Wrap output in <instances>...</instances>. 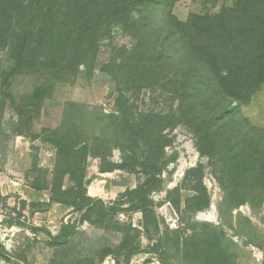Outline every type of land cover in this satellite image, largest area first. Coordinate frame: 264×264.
Wrapping results in <instances>:
<instances>
[{
	"label": "rangeland",
	"instance_id": "obj_1",
	"mask_svg": "<svg viewBox=\"0 0 264 264\" xmlns=\"http://www.w3.org/2000/svg\"><path fill=\"white\" fill-rule=\"evenodd\" d=\"M261 2L263 18L258 24V38H253L255 23L251 22L250 27L246 14H241L245 4L240 0H174L164 17L155 4L147 10H136L125 22L112 24L102 37L98 66L113 57L120 62L124 53L133 59L150 52L153 56L163 54L159 61L172 69L163 75L165 81L156 77L153 85L140 92L125 90L124 85L99 68L93 77L87 76L86 65L81 63L75 77L48 87L51 97L37 116L31 97L38 87L50 83L44 82L41 75L29 73L12 80L9 91L20 113L6 98L0 121V264H58L75 259L82 264H114L113 257L102 259V253L129 244L141 251L126 263L122 256L124 264H264V164H260L259 171L263 182L242 184L234 181L232 174L243 173L244 169L233 172L224 167L227 163L222 156L202 157L183 114L189 109L185 96L190 90L181 84L196 61L187 58L189 51L217 47L222 51L213 52L219 53V64H225L224 45L199 33L200 27L193 18L221 16L231 27L228 44L234 42L251 55L254 49L264 47V0ZM178 22L187 26L178 29ZM165 23L175 25L178 36L166 37L169 30ZM0 59L4 66H12L6 49H0ZM241 97L242 102L233 101L232 106L240 108L242 116L264 133V83L253 88L245 86ZM120 100L133 108L126 110ZM68 103L82 106L84 125L86 129L90 127L87 137L92 153L86 188L90 197L101 202L89 214L61 204L47 206L50 191L32 189L40 176L37 168L46 171L50 178L53 175L57 151L47 140L62 124L58 106ZM96 108L102 110L104 119L92 129L87 121ZM127 114L135 121L147 114L161 117L155 133L166 135L171 144L164 149L165 166L159 176L153 177L140 165L118 168L133 155L142 161L145 150L142 142H130L129 124L123 123L130 118ZM28 121L30 124H25ZM20 130L22 135H18ZM95 135L101 140L100 153L93 143ZM248 143L252 141L245 140L242 147L245 149ZM253 144L264 158V136L261 143ZM200 164L204 166L203 183L210 195V206L202 212L180 214L168 201V192L182 183L187 171ZM148 180L156 182L148 186ZM65 185L73 186L68 180ZM139 188L145 191L130 195ZM234 192H244L249 197L243 194L245 200L231 199ZM193 195L192 191H182V208ZM148 200L153 202L158 216V231L154 227L144 229L142 210L148 207L151 211ZM69 224L75 228L72 244L53 246L51 236H60ZM222 252L227 255L226 261L220 259Z\"/></svg>",
	"mask_w": 264,
	"mask_h": 264
},
{
	"label": "trees",
	"instance_id": "obj_2",
	"mask_svg": "<svg viewBox=\"0 0 264 264\" xmlns=\"http://www.w3.org/2000/svg\"><path fill=\"white\" fill-rule=\"evenodd\" d=\"M240 1L245 4V10L241 9V14H246L250 27L253 26L251 22L255 23L253 38H258L257 28L263 18L262 2ZM173 3L174 0H0V49L7 50L8 59L12 62V66H4L0 59V121L6 98L11 99L12 105L16 108L9 88L12 80L22 73L41 75L44 82L50 83L38 87L31 97L37 116L43 109L45 101L51 97V93H47L48 87L50 89L55 83L75 77L79 73L81 63L86 65L87 76L93 77L99 68L101 73L118 81L119 85H124L128 91L136 89L140 92L141 89L153 85L152 81L154 80L153 83L156 81L154 78L164 79L165 74L171 73L172 69L159 61L163 54L153 56L148 52L149 55L128 59V55L124 53L121 54L120 62L113 57L99 66L98 59L103 47L102 37L110 31L112 24L125 22L136 10L143 8L147 10L155 4L160 6L158 12L161 11V16L164 17L167 7L170 8ZM258 12L259 15L256 16ZM193 19H196L195 23L200 27L199 33L210 41L221 42L224 45L225 52L222 57L225 64H219L220 55L213 52L222 51L217 47L202 49L203 52L196 53L189 51L187 58L196 61L189 68L185 76L186 81L181 82L190 90L185 96L189 109L183 112L187 119L186 124L196 136L202 157L214 159L216 156H222L227 163L224 167L227 166L233 172L244 169L243 173L232 174L234 181L242 184L249 181L263 182L260 180L259 171L260 164H264V158L253 142L261 143L264 133L252 126L247 118L242 116L240 108L233 107L232 104L233 101L242 102L241 95L245 86L253 88L264 83V47L261 50L254 49L249 55L238 44L234 42L232 44L231 41L228 44L231 27L221 16H195ZM137 24L134 23V26ZM165 26L169 30L166 37H169L170 34L178 36L176 35L178 29L187 25L178 22V29L170 23H165ZM205 88H208L207 92L202 90ZM123 98L121 96V100ZM121 100L119 103L125 107L127 103L123 104ZM81 107L75 103L58 106L62 124L49 134L47 140L57 151L53 175L50 178L46 171L37 168L40 176L34 180L32 189L50 191L51 198L47 206L61 204L74 207L75 211L79 212L86 210L89 214L101 201L97 202L90 197L86 188L87 164L92 152L90 139L87 137L90 127L86 129L84 125L85 118H82ZM126 107V110L133 108L131 105ZM200 110L202 113H199ZM90 114L87 122L91 123L93 129L98 126L97 123H102L104 115L99 108ZM131 117L130 115L123 123L125 126L129 124L130 142L136 145L142 142L145 146L143 160L139 161L137 156L133 155L118 168L140 165L153 177L159 176L165 166L164 149L171 144L166 135L155 133L162 119L159 115L147 114L136 122ZM25 124L29 125L30 121ZM22 134L23 131L20 130L18 135ZM92 139L96 151L100 153V137L95 135ZM247 139L252 143L245 145L244 149L242 146ZM203 175L204 166L200 164L187 171L182 183L168 192V201L178 213H197L209 208L211 199L203 183ZM67 180L73 186H66ZM155 182L156 180H148L147 185H153ZM142 189L139 188L130 195ZM183 190L194 193L186 199L184 208ZM243 194L244 192H234L229 197L231 199L241 197L245 200ZM244 196L249 197V194L245 193ZM147 204L151 206V211L147 210L148 207L142 210L144 229L154 227L158 231V216L154 204L151 200H148ZM138 208L139 206H136V209ZM74 233V226L69 224L60 236H51V242L55 247L70 246ZM120 249L103 252L102 259L111 256L114 258V264H124L122 256L126 263L129 257L141 251L131 244L122 245ZM220 259L226 261L227 255L222 252ZM74 261L58 264H82L80 259ZM86 263L93 264V261Z\"/></svg>",
	"mask_w": 264,
	"mask_h": 264
}]
</instances>
